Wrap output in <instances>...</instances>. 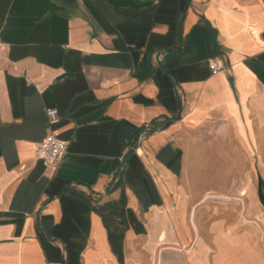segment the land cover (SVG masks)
<instances>
[{"label":"crops","instance_id":"obj_1","mask_svg":"<svg viewBox=\"0 0 264 264\" xmlns=\"http://www.w3.org/2000/svg\"><path fill=\"white\" fill-rule=\"evenodd\" d=\"M0 264H264V0H0Z\"/></svg>","mask_w":264,"mask_h":264},{"label":"built area","instance_id":"obj_2","mask_svg":"<svg viewBox=\"0 0 264 264\" xmlns=\"http://www.w3.org/2000/svg\"><path fill=\"white\" fill-rule=\"evenodd\" d=\"M209 69L212 74H215L221 69V65L217 61H211ZM45 114L49 125H54L58 122V110L56 108H46ZM64 151L65 143L54 132L48 133L36 145V152L45 166L55 163Z\"/></svg>","mask_w":264,"mask_h":264},{"label":"rangeland","instance_id":"obj_3","mask_svg":"<svg viewBox=\"0 0 264 264\" xmlns=\"http://www.w3.org/2000/svg\"><path fill=\"white\" fill-rule=\"evenodd\" d=\"M253 183H252V179H250L249 180V182H248V187H249V190H252V188H251V185H252ZM219 192H222V191H220V190H218ZM247 191V190H246ZM222 193H224V192H222ZM247 194H248V192H247ZM206 205H211V204H218V205H221L223 208H224V210H225V213H226V218L228 217V209L230 208V207H232V208H235V206H236V204L237 203H235V202H232V201H225V200H214V201H208V202H204ZM239 218V216H234L233 217V221L235 220V219H238ZM215 219H218V220H221L222 219V211L221 210H219V211H217V213L214 215V216H212V220H215ZM245 232H250L249 234H250V236H251V240H255V242H254V244H257V241H258V239L260 238V231L258 230V229H256L255 231L254 230H252V229H248V228H246L245 229ZM196 248H195V246L193 247V249H192V251L190 252V253H186L188 256H190V255H192V254H194L195 252H196V250H195ZM261 251H262V247H261ZM257 254H259L258 252H257Z\"/></svg>","mask_w":264,"mask_h":264},{"label":"bare ground","instance_id":"obj_4","mask_svg":"<svg viewBox=\"0 0 264 264\" xmlns=\"http://www.w3.org/2000/svg\"><path fill=\"white\" fill-rule=\"evenodd\" d=\"M245 219L248 221H257L256 219H253L250 215L249 216L245 215Z\"/></svg>","mask_w":264,"mask_h":264}]
</instances>
